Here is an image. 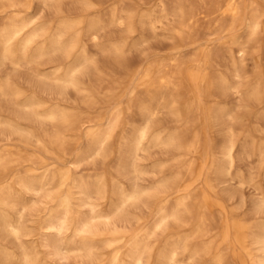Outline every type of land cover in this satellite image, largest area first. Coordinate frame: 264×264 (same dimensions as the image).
Returning a JSON list of instances; mask_svg holds the SVG:
<instances>
[{"label":"rangeland","instance_id":"1","mask_svg":"<svg viewBox=\"0 0 264 264\" xmlns=\"http://www.w3.org/2000/svg\"><path fill=\"white\" fill-rule=\"evenodd\" d=\"M18 1L26 5L11 8L9 0H0V31L13 16L21 20L32 16L37 26L44 27L46 35L56 32L60 20L79 18L83 14L99 16L105 28L98 41L83 39L87 44V61L79 55L66 60L61 52H47L34 63L0 64V88L8 90V97L0 98V264H22L24 254L28 255L29 264H108L115 250L122 252L127 245L142 247L145 243L147 252L143 264H161L162 256L171 253L177 259L173 257V264H209L221 253L229 264H264V252L255 242L264 228V161L260 162L255 153L244 149L252 140L255 144H264V0H239L244 21L234 34L218 28L220 16L216 19L207 16L206 11L213 3L221 6L223 0H165L170 14L162 20L151 0H98L100 5L93 0L95 7L88 12L80 10L78 0H57V5L42 0ZM174 6L194 11V29L183 40L171 31L177 23L170 12ZM113 8L123 17L125 25L132 26V33L127 34L124 27L111 26L108 21ZM94 11L96 15L91 14ZM146 12L155 24L153 27L142 26L139 21ZM253 13L259 16L260 29L249 38L246 26ZM227 22L223 26L228 27ZM237 36L241 38L240 43H234ZM41 41L37 39L38 47ZM112 43L124 44L123 54L118 58L100 52ZM203 52L211 55L207 68L214 78L222 76L234 82V69L241 76L238 93L211 90L218 116L206 136L208 147H214V160L222 165L218 148L232 134L237 140L234 168L229 170L230 175L222 176L215 164L212 174L208 175V163L203 177L196 179L195 165L199 159L194 153L181 151L175 144L155 142L156 137L165 139L177 135L184 146L191 143L195 130L190 122L194 121V114L184 113L182 107L191 98L192 82L187 80L186 87L183 76L174 78L173 83L182 82L181 89L167 98L168 108L152 116H147L142 106L155 109L157 102L144 88H138L133 94L131 91L148 67L153 80L170 71L178 61L188 71L194 70L197 64L193 61ZM73 66L81 70L75 78L76 88H62L52 81L51 77L61 76ZM40 75H48L49 81ZM257 81L261 97L256 103L248 93ZM85 90L98 92L92 105L83 102ZM212 104L205 102L206 106ZM50 112L56 114L55 122L48 123V119L47 122ZM65 114L77 120L74 130H67L61 122ZM110 125L108 138L99 146L98 138ZM57 132L64 137L61 146L52 143ZM142 133H145L142 150L135 154V142ZM130 164H134L135 174ZM134 191L138 198L126 203L121 215L114 214L113 204L121 193ZM204 195L208 202L197 226L196 216ZM160 203L161 213L157 212ZM91 208L103 217L96 220L101 223L100 229L105 228L102 223L109 222L110 232L106 235L112 238L109 245L97 240L89 243L73 235L72 227L87 218ZM56 221L66 222L67 230L63 232H67L66 236L63 233L58 236L48 227ZM234 227L242 234L240 245L233 240ZM209 242L211 248L207 254L190 259L194 250L206 247Z\"/></svg>","mask_w":264,"mask_h":264},{"label":"bare ground","instance_id":"2","mask_svg":"<svg viewBox=\"0 0 264 264\" xmlns=\"http://www.w3.org/2000/svg\"><path fill=\"white\" fill-rule=\"evenodd\" d=\"M42 1L43 2L48 1L50 4L54 3L55 5H57V0H42ZM101 1H98L99 2L98 5H100ZM18 2H20V1H18ZM78 2L80 4V6H81V8L79 7L80 10H82L83 12H88L90 9L92 11L93 8L95 7V4H94L93 0H78ZM151 2L154 3L152 7L156 8L159 11V13L161 15L160 19L161 18H166L167 16H169L170 13L167 11V8H166V5H165L166 4L165 0H151ZM209 4H212V3L209 2ZM17 5H20V6L24 7L26 4L25 3H17L16 0H9V7L12 8V7H15ZM113 5H116V4H113ZM115 8H113L112 12L110 13L111 14L110 17H109L110 21H108V22L111 24V26L112 25H114V26L116 25L118 27L119 26L124 27V29H125L127 34L128 33H132V26L130 24L125 25L124 21L122 20L123 17L117 14L118 10H115ZM184 8H185V6H184ZM184 8L182 6H176V7L174 6V8H172V10L170 11L171 15L174 16L175 18H177L176 26L175 27L173 26L174 28H172L171 31H172L173 34H175V36L178 39H182V40L184 39L183 37L185 36V34H187V33L189 34V32H191L192 29H194L193 26H192V24L194 23L193 22L194 11H191L192 9L190 10L189 8H188L189 11H186V10H184ZM185 9H187V8H185ZM98 10L99 9L97 8V11ZM109 10H110V7H109ZM206 10H207V8H206ZM115 11H117V13ZM206 12H207V16H209L212 19H216L217 15L220 16V19H218V22H219L218 28L219 29L223 28L221 30L222 32H228V33L234 34L235 31L238 28H241V26L243 24V21H244V19L242 18V14H243L242 5L239 2V0H223V5H221V6H219L218 3L214 2L213 6H211L210 9L208 11H206ZM90 13L91 12H89V14ZM148 13H150V11ZM148 13L146 12L144 15L142 14V16L140 17L139 21H140L141 25L145 24V25H148L149 27H153L155 24H153V20L151 19V16ZM91 14L96 15V12L95 13L92 12ZM97 15H100V13L97 12ZM152 15H153V13H152ZM126 17H127V15H126ZM258 17L259 16L256 15V13H253L251 19H249L250 21H249L248 25L246 24L247 25L246 29L248 30L247 34H248L249 38L254 37L256 35L257 31L260 29V25H259L258 20H257V19H259ZM15 18H19V19L18 20H14ZM224 21L225 22L226 21L229 22V24H227L228 27L223 26V24L225 23ZM216 22H217V20H216ZM157 23H159L158 20H157ZM214 24L216 26V23H214ZM104 28H105V26L103 25V22H102L101 18H99V16H91V15H87V14L84 15L83 14L82 16H79V18L70 19V20H66V19L60 20L58 22V25H57V28H56L57 29L56 32L46 35V30H44V27L42 25L41 26H37V24L35 23V21L32 18V16H31L30 19H26V20H21V18L19 16H13V18L10 19V21L6 25L5 29L3 31H0V50H1V53H0V64H2V65L4 64L5 65V63H7V64L9 63L11 65L16 66V65H19L21 62H23V63L24 62L25 63H34L36 60H38L42 56L44 57V55L47 52H61L63 54L62 56H65L66 60L67 59L70 60L69 58L72 57V56H78L79 55L85 61H87V56H88L86 54L87 53L86 52L87 44L85 45V43L83 42V39H86V37H87V39H88L87 41H89V40L96 41L98 39V37H100L99 35H101L100 33L104 30ZM152 30H154V29L152 28ZM185 38L188 39L187 36ZM37 39H41L42 40L41 41L42 45L40 47L37 46V43H36ZM240 40H241V38L237 36V38H236L234 43H237V41H239V43H240L241 42ZM123 45L124 44H120V43H112L110 46H108L106 48H103L100 52L106 53L108 56H110L112 58H118L119 56H121L123 54V47H124ZM228 51H229V49H228ZM239 51L243 52L242 50H239ZM15 54L16 55L19 54V56H15ZM239 57H241V56H239ZM62 58H64V57H62ZM210 59H211L210 53L209 52H206V53L203 52V54L197 60L193 59L194 60L193 62L196 61L197 65H196L194 70H189V71L184 67L185 65L183 63H179V61H178V62L174 63V65L170 69V71H166L164 73H161L160 76L156 80L152 79L151 70H150V67H148L147 69L144 70L142 76L140 77L139 82L135 85L134 89L131 91V94H133L134 91L137 90L138 88H144L145 89L144 91L147 92L146 94L149 97H151V99L153 101L157 102V105H156L155 109L145 108L144 105L142 106L145 109L144 113L147 116H152L158 110L168 108V104L166 102L167 98L170 95H172V94L174 95V92L177 94V92H179L178 90L181 89V87L183 85L182 82L180 81L181 82L180 84L179 83L178 84L173 83L172 80L174 78L177 80L178 77H182L183 76L185 78V86L186 87L189 86L187 80L189 81V83L192 82L193 85L189 87V92H190L191 98H190V100L188 102H185L183 104V107H182L184 113L185 112H191V113L194 114V121L190 122V124L191 123L194 124V130H195L194 137H193L191 143L184 146L185 143H183L181 138H179L177 135L172 136V137H168V138H165V139L160 138V137H156L155 138V142L160 144V145L161 144H166V145H174L175 144V145L178 146V149L181 150V151L194 153L199 159V162L197 163V165H195V178L196 179H200V178L203 177V175L205 174V167H206V165L208 163H210L209 164L208 175L212 174V171H213V168H214L215 164H216L217 171L219 169L221 170L222 176L230 175L229 174V170L233 167V164H234V156H235L234 152H235V148H236V144H237V140H235L233 138L232 134H229L227 140H225L222 143V145L218 148V150H219L218 154L220 153L219 155H221V157L223 158L222 165H224V167H222V165L217 164L216 161L214 160V153H213L214 147L209 148L208 145H207V137H206L207 136V131H208L209 127L211 126L212 122L216 121L214 119H216V117L218 116L217 113H215V111H216L215 109L217 108L216 107V103H215L216 101L211 100L212 98H214V96L211 93V90L215 89V90L220 91L222 93H225L227 91H231L232 90L235 93H238V91H239L238 90V84H239V79H240V76H241L240 75V71L237 70V69H234V75L233 76L236 79L234 82L233 81L229 82L227 79H225V77H222V76H218V77L214 78L211 75V73L209 72V68H207L208 61ZM90 60H89V62H90ZM174 60H177V59H174ZM64 65H66V64H64ZM236 67H237V65H236ZM79 73H81V70L78 67L73 66V67H68L66 69V71L63 73V75H61V76H53L51 78H52V81H54L57 86H60L62 88H65L67 86H70V87L72 86V88H74V87L76 88L78 86V82H77V79H75V78H76V75L79 74ZM44 75H45V73H44ZM44 75H40L41 79L47 80L48 79V77H47L48 75H46V76H44ZM47 81H49V79ZM253 82H254V80H253ZM50 90H51V87H50ZM80 90H81V88H80ZM262 90H264V89H262ZM77 91H79V90H77ZM85 91H87V92H86V96L84 97V101L83 102L86 105L87 104L88 105H90V104L92 105L93 100L95 99L96 94H98V92H97V90H94V91L85 90ZM248 94H249V97L252 99V101L254 100L256 102V101H258L260 99L261 92H260V83L258 81L250 89ZM1 97L2 98L8 97V90L6 89V87L0 88V98ZM9 98L11 99L10 96H9ZM263 99H264V97H263ZM206 101H209V102L211 101V103H213V104L210 105V106H206L205 105ZM262 102H263V100H262ZM116 112H117V110H116ZM232 112H231V114H232ZM251 113L253 114V112H251ZM35 115H33V116H35ZM55 115L56 114H54L53 112H50L49 114H47L46 120L48 119L50 121V122H48V120H47V122L51 123L52 121H54L55 120ZM226 117H228V116H226ZM61 118H62L61 122H63V124H64V126L66 127L67 130L71 131V130L75 129L77 120L75 118H73V116L65 114V115L61 116ZM40 119H41V117H40ZM42 119H44V117H42ZM32 120L30 119L31 122H32ZM81 120L82 119H80L79 121H81ZM45 121L43 123H45ZM34 122L35 121L33 120V123ZM38 122H40V121H38ZM61 122L58 123V124H61ZM41 124H42V122H41ZM54 124H56V123H54ZM81 124H84V123H81ZM48 125L53 126V124H48ZM248 125H247V128H248ZM61 126H62V124H61ZM59 128H61V127L59 126ZM230 129H232V128L230 127ZM111 130H112V125L108 126L105 134L98 138L99 146L102 144L103 141H105L108 138V135L110 134ZM245 131L246 130H244L242 132H245ZM247 133H249V132L247 131ZM252 135L254 136L253 132H252ZM49 137H48V139H49V142H50L51 139ZM63 138L60 136L59 133H58V135H55L53 137V139H52L53 145L61 146V142L63 141ZM239 138H241V137H239ZM243 138H244V136H243ZM257 138H259V137H257ZM144 139H145V133L144 134L142 133L140 135V137L136 140L135 146H134L135 154H137V152L142 150L141 144H142V141ZM239 140H241V139H239ZM49 144H51V143H49ZM242 147H241V149H242ZM244 147H246V148H244L245 150H248V151H250L252 153H255L257 155V157L259 158L260 162L264 161V144H261V143L260 144H255V142L252 140V142L249 145H246ZM245 154H247V153H245ZM1 166H2V164H1ZM3 167H4V165H3ZM129 167L131 168L132 172L135 174L136 170H135L134 164H130ZM1 174H2V172H1ZM15 179L14 180L12 179V180L16 181ZM10 182H12V181H10ZM32 191L34 192V189ZM205 195L203 197H201V199H202L201 207H200L199 212H197L198 213L197 216H196V221H197V224H198L197 226H199V224L201 223V219H203V217H204L203 210L206 208V205H207V202H208V198ZM88 196L86 197L87 199H89ZM137 196H138V193L136 191H134L133 193L122 192L119 200L116 203L113 204V213L116 214V215L120 214L121 211H122V207L128 202L134 201L136 198H138ZM106 198L107 197H105L104 199L106 200ZM66 201L64 202V204H67V202L69 203V201H67V202ZM186 206H187V204H186ZM99 207H100V205H99ZM162 211H163V206L160 203V205L157 207V212L161 213ZM20 213H19V215H20ZM102 218L103 217L97 215L96 212L94 211V209L91 208L88 217L85 218L84 220H82L81 222L77 223L74 227H72L73 235L78 237V238H80L83 241H86V242L88 241L89 243H90V241L97 240V241L102 242L103 244L109 245V243L112 242V238H107L106 237L107 233L110 232L109 229H107L109 222L106 221V222L102 223L103 227H105V228L100 229L99 226H100L101 223L96 221V220L102 219ZM17 219H20V218H17ZM59 219H60V217H59ZM59 219L57 218V220H59ZM64 222L63 221L62 222L61 221H56L54 224H51L48 227H50V229L54 230L56 232V234L59 236L65 230H67V228L65 226L66 222L65 223ZM47 224H49V223H47ZM263 227H264V224H263ZM11 231L14 234H16L15 230L13 228H11ZM65 234H64V236H66ZM232 237H233L234 242L237 245H240L242 243V234H241L240 229L238 227H234ZM15 239H16V237L14 238V240ZM72 240H71V242H72ZM122 240H123V238H122ZM19 242H21V241H19ZM255 242H257V245H259L260 249L264 252V228H263V233L261 234V236ZM89 243H88V245H90ZM145 245H146V243H145ZM145 245L142 246V247L139 244H133V245H127V246L125 245L126 247H125L124 251L121 252L120 250H115L113 252V254L111 255V257L109 258L108 264H143V262L145 260V254L147 252V250H146L147 248H146ZM54 246H53V248H55ZM85 246H86V244H85ZM187 246H186V248H187ZM227 246H230V245H227ZM20 247H22V246H20ZM82 248H83V246H82ZM192 248H194V247H192ZM210 248H211V246H210V242H209L206 247L194 250L191 253V255H190V259L192 260L196 256H199L200 254H204L205 252H208L210 250ZM90 249H92V248H90ZM224 249H223V251H229V249H227V250H224ZM86 250H88V249H86ZM175 250L177 251V249L174 248V251ZM187 250H189V248H187ZM190 250H192V249L190 248ZM51 251H53V250H51ZM25 252L26 251H24V253ZM182 252H184V251H182ZM174 254L175 253H171V254L162 256L163 261L161 262V264H173V261H174L173 257L175 258V256H176V255L174 256ZM205 254H207V253H205ZM50 255H52V254H50ZM59 255L61 256V254H59ZM187 255H189V253ZM53 256H54V254H53ZM79 256H80V254H79ZM54 259H55V257H54ZM183 259H186V258H183ZM176 260L177 259L175 258V261ZM231 260L232 259H230V261ZM187 261H189V260H187ZM98 262H100V261H98ZM61 263H62V260H61ZM192 263H193V261H192ZM22 264H29V259H28V255L27 254L23 255ZM175 264H176V262H175ZM209 264H229V263H228L225 255H222V253H221L220 255H217L216 257H214Z\"/></svg>","mask_w":264,"mask_h":264}]
</instances>
